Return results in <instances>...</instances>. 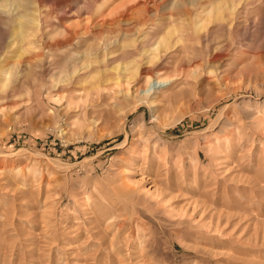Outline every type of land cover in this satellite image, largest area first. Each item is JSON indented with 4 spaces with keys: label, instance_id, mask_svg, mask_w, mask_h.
Returning a JSON list of instances; mask_svg holds the SVG:
<instances>
[{
    "label": "rangeland",
    "instance_id": "rangeland-1",
    "mask_svg": "<svg viewBox=\"0 0 264 264\" xmlns=\"http://www.w3.org/2000/svg\"><path fill=\"white\" fill-rule=\"evenodd\" d=\"M66 1L0 0V264H264V2L246 11L244 35L218 39L228 51L221 67L208 68L204 41L186 44L196 48L185 51L194 70L182 77L176 62L166 64L163 78L175 81L160 90L133 73L127 96L125 87L115 89L117 105L89 104L83 117L77 92L66 110L45 94L40 106L32 98L37 58L53 60L55 14L66 24L68 8L85 4L83 12L93 14L96 7L94 0ZM172 1L167 7L181 6ZM202 1L208 11L216 6ZM144 6H134L135 20L155 23ZM36 7L53 27L42 25L43 40L38 33L21 39ZM135 20L106 25L95 39L83 35L54 59L77 54L74 64L95 67L94 44L118 37L119 53L134 50L128 30ZM166 29L173 28L151 39L166 41ZM153 40L133 52L136 63L121 62L132 70L147 66ZM23 61L33 69L20 88L4 70ZM40 71L43 83L51 81L44 66ZM137 87L159 91L156 106L140 102Z\"/></svg>",
    "mask_w": 264,
    "mask_h": 264
},
{
    "label": "bare ground",
    "instance_id": "bare-ground-1",
    "mask_svg": "<svg viewBox=\"0 0 264 264\" xmlns=\"http://www.w3.org/2000/svg\"><path fill=\"white\" fill-rule=\"evenodd\" d=\"M34 1H35V3H34L35 6L40 5L42 2H44V0H34ZM71 1H73V0H67L66 2H71ZM160 1H162V0H121L120 2L117 3L116 0H102V2L100 3V0H94L95 4H93V7H95V6L96 7L94 8V11H92V13L94 12L93 14L89 13L90 11L88 9H86V12H83V10H85V7H84V6H86L85 4H84V6L81 5L80 7H78L76 9V11L71 10L69 8L67 10L63 11L62 15L67 16V18H65L66 24L64 22H62L63 17L58 19L57 14H55L57 17L54 16L52 20L54 22V26L56 25L55 30H53L54 36L55 35L56 36L53 38V35H52L51 38H53V39H49L50 41H53L52 44L50 42V47H51L50 50L54 51L51 53L53 60H50L48 58L50 61H46V63L44 64L43 59L41 58L42 55H40L41 57L37 58V64L35 63L36 66L34 64L36 69H39L36 71L38 74L37 73L34 74L36 82L34 81L35 86L33 87V90H32V94H33L32 98H34L33 100H34L35 104L37 106L42 105L43 94H45L46 96H48L49 100H52L56 103H63L64 102V104H66L65 110L68 108L70 109L71 105L74 106L73 102L75 100L73 98L72 94L77 92L81 96V97H79V101L83 100L81 102H84L83 103L84 105L82 108H80V106L77 107L78 113H80L83 117H85L87 114V110H88L87 108H88L89 104L92 105L94 103L95 104L97 103V104H101V105H107V104L117 105L119 102V99L117 97V93L115 90L116 88H118L120 86L125 87L126 89L124 91L126 92L125 95L127 96L128 90H129L127 85H129L130 80L133 76V73L134 74L137 73V75L141 79V81H144L145 83H147L148 89H150V88L159 89V90L160 89H166V87H168L175 80L174 79L173 80L172 79H167V80L164 79L165 78L164 77V71L165 70L163 67L166 64L172 65V63L176 62L175 63V64H177L176 70H178L179 72L182 73L183 70H187V71L192 70L194 68V65H192L193 64L192 59L188 58V54H185V51L191 50L192 52H194L196 48L188 46V45H191L193 43L197 44V43H199V41L200 42L204 41L205 44H207V45H205V49L208 50V53H207L208 54V60H207L208 68H209V66L214 67L215 69L219 68V67H221L223 60L226 58L228 51H227V48L225 47L226 43L222 44V43L218 42V39L220 37L226 35V34H229L230 37L232 36L233 38H236L237 36L244 35L247 32V29L243 28V31L241 32L240 23L242 21H244V22L249 21L248 19L250 16H247L248 12H246V11L249 9V7L264 2V0H211V4H216V6L214 5L215 7H212L208 11V8L206 9L204 7L205 3L202 0L201 1L200 0H173L174 2L180 3L181 6L173 5L170 7L169 6L167 7V4L170 3V0H163L161 3H159ZM173 1H172V3H173ZM139 2L144 3L145 6H144L143 11L147 15L148 14L150 15V13H152V10L154 11L155 18L153 20H156V21L154 23L153 20L151 19L152 20L151 22H153L154 24L153 23L147 24V22H149L148 20H147V22L144 21L142 24H140L139 23L140 21L137 20L139 25H135L136 27H132V26L130 27L129 26L132 29L128 30V34L129 35L131 34L130 37L133 38L137 44V47L132 46V47H135L134 50L132 49L130 51H122L121 53H119L120 52L119 47L122 46V44L120 45L119 40H116L119 38L118 37L115 40H109V41L104 40L102 42H99L97 45L94 44V47H95L94 50H95L96 54L98 55V61H95V67H94V65L89 64V63H88V65L84 64L85 66L84 65H77L79 62L77 64H74L76 61H78V59L76 57L77 54L71 55L68 58L61 60V61H59L60 59H56V58L54 59V57H57L56 55H58L57 53L55 54L56 51L64 52L63 54L65 56V53H68L74 45H80L81 41H82L81 36L83 37V35L84 36H90V37H93L95 39L97 31H99L104 26L106 27V25L116 24V23H120V22L122 23V21H123V24H124V22L125 23H131L132 21H134L136 19L135 15L140 11L139 9H137L134 6H137ZM89 4H91V3H89ZM164 4H166V5L164 6ZM34 5H33V7H34ZM148 5H151L150 6L151 9L148 7ZM21 6H22V4H21ZM259 6H260V4H259ZM23 7H24V5H23ZM261 7H262V4H261ZM46 10L44 12H46ZM254 10H256V9H254ZM51 11H52V8H51ZM167 11H169V12L166 13ZM257 13H258V11H257ZM33 14H34V16H32L30 19H27L25 17V19L28 20V22H29V26L26 28V31H24L20 35L21 39L26 40L30 37L35 36L37 33L38 34L41 33L42 31H44L42 29V25L44 24L46 26V24L48 23V22H43L41 20L43 15L41 16V13L39 10H37V7L33 11ZM252 14H250V15H252ZM83 15L84 16L86 15V17H84ZM73 16L76 17L75 22L72 21ZM81 17L84 19L81 20ZM143 19H144V17H143ZM137 21L135 20V23ZM49 22H50V20H49ZM53 22H51V23H53ZM255 22H256V20H255ZM57 23H58V25H57ZM59 24H60V26H59ZM249 25H250V23H249ZM8 26H9V24H8ZM47 26L49 28L53 27L52 24H47ZM126 26H128V25L126 24ZM168 26H172L173 29H171V30L166 29L167 30L166 36H169V38L166 39V41H165V39H163V38L161 39L159 37L157 40L151 39L152 36L157 31L165 29ZM122 27H124V26H122ZM262 27H263V25H262ZM60 28H61V30H59ZM7 32H9V31H7ZM3 34H5V33H3ZM39 35L41 36V38L43 37V34H39ZM129 35L128 36L125 35L123 37V39L129 37ZM170 35H171V37H170ZM174 35H175V37H174ZM120 37H122V36H120ZM42 40H43V38H42ZM47 40H48V38H47ZM150 40L154 41V43H152L151 46H154V48H152V49L153 50L155 49V53L149 55V57L147 56L148 57L147 58L148 59L147 66H145L143 68L137 67L135 70L134 69L132 70V68H130L128 65L123 64L121 62L122 60L125 61V60L130 59V60H132V63H133V61L136 63L137 60H135L134 58L131 57L132 54H134L138 48H140L141 51L144 50V46L147 45L148 41H150ZM181 41L184 42L183 47H181V45H180ZM13 44H14V42H13ZM186 44H188V45H186ZM196 46H198V44ZM162 47L164 48V51L162 50L163 54L161 53V51H159V49H161ZM110 50H113V53H109ZM88 51H90V50H88ZM138 51H136V52H138ZM150 51H151V49H150ZM182 51L184 53V56L182 58L178 59L179 57H176V56L180 55V53ZM26 53H27L26 48H21L20 56H23ZM142 53H144V52H142ZM148 54H149V52H148ZM196 55H198V53ZM92 56H94V54H92L90 57H92ZM145 56H146V54H145ZM156 58H158V60H157V63L154 64L153 61ZM79 60H81V59H79ZM83 60H85V59H83ZM28 61L31 62L30 60H28ZM177 61H178V63H177ZM256 62H257V60H256ZM18 65L19 66L17 68H14L13 66L11 67V68H14V71H6L5 72V70H4V75L5 76L8 75L10 77H11V74L16 75V77H17L16 79L17 80L19 79L18 82L20 83V88H23L25 85L24 82L26 81L27 78H29L28 76H30L32 74L33 68H32V66L29 65V63L27 61H23ZM263 65H264V62H263ZM43 66L46 69V73H44L45 74L44 76L46 78H50V80H51L49 82L46 81L45 83H43L44 81L42 82L41 79H42L43 74L40 73L42 71V70L40 71V69ZM259 66H262V65H259ZM206 70H208V69H206ZM211 70H212V68H211ZM260 71H262V70H260ZM191 73H189V74L187 73L185 75V78L190 77L192 75ZM193 74L198 75L199 73L197 71H195V72H193ZM0 75H2V74H0ZM62 76H65V78L61 80ZM183 76H184V72H183L182 77ZM167 77L168 76H166V78ZM6 78H7V76H6ZM148 89L139 90V88L137 87L135 91L137 92L136 94H138V96H139L140 92L143 93V95L140 94V96H139L140 102L156 106V103L160 99V97L158 96L160 93L158 91L157 93H153L152 95H148L147 94ZM53 92H54V94H53ZM8 93L11 94V92H8ZM13 95L14 96L19 95V93L18 94L13 93ZM2 96H0V97H2ZM4 97H5V95H4ZM10 97H11V95H10ZM5 98H7V97H5ZM54 98H55V100H54ZM2 101H4V100L2 99ZM263 103H264V100H263ZM95 106H97V105H95ZM111 109H112V107H111ZM111 113L113 114L112 111H111ZM39 114H41V113H39ZM107 114L108 113H106V115ZM99 118H101V117H99ZM254 118H256V117H254ZM94 121H95V119H94ZM95 122H97V121H95ZM257 122L259 123L258 119H257Z\"/></svg>",
    "mask_w": 264,
    "mask_h": 264
}]
</instances>
